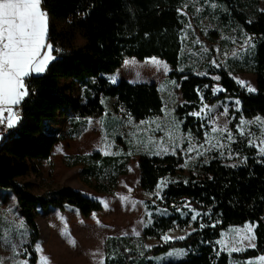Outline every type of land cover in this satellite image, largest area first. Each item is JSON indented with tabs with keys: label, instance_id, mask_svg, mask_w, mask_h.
<instances>
[{
	"label": "trees",
	"instance_id": "1",
	"mask_svg": "<svg viewBox=\"0 0 264 264\" xmlns=\"http://www.w3.org/2000/svg\"><path fill=\"white\" fill-rule=\"evenodd\" d=\"M42 1L56 58L45 72L25 79L29 95L18 107L20 120L0 138V187L11 188L17 197L31 230L30 250L39 236V208L72 204L87 215L103 207L100 200L70 186L34 192L27 182L19 181L27 176L44 178L39 160L50 156L60 137L58 128L48 121L59 114L98 116L105 111L101 95L115 97L138 120L163 113L162 91L156 82L121 79L112 83L104 76L127 57L157 56L171 65L168 77L179 84L182 98L174 107L175 116L181 128L195 136H203L208 128L207 119L196 114L204 101L227 95L239 101V108L231 105L229 109L233 127L240 117L264 116V8H260V0H197L206 7L207 1L215 3L203 14L209 13L223 27L237 25L256 38L247 66L244 58L229 57L227 65L208 63L205 73L191 64L178 68L188 55L183 30L189 17L182 8L195 12L192 0ZM150 70L154 72V68ZM233 71L254 73L256 91L242 87L231 76ZM215 83L223 87L217 94H213ZM77 84L88 90L85 96L76 94ZM233 149L243 157L239 164H229L216 155L191 163L187 169L180 153L141 151L138 164L145 192L155 193L161 179L178 176L155 201L146 200L149 221L143 236L159 241L145 247L129 236H109L105 264H159L154 257L173 248L185 249L184 256L161 264H231V257L244 261L264 253V154L248 133L237 134ZM129 161L95 151L77 156L74 162H81L85 180L91 178L100 190L112 193L119 176L128 172ZM193 216L197 218L193 220ZM248 221L255 224L254 247L231 254L220 250L217 240L222 231ZM174 229L189 230L183 236L163 239ZM30 257V264H37L36 252L32 250Z\"/></svg>",
	"mask_w": 264,
	"mask_h": 264
},
{
	"label": "rangeland",
	"instance_id": "2",
	"mask_svg": "<svg viewBox=\"0 0 264 264\" xmlns=\"http://www.w3.org/2000/svg\"><path fill=\"white\" fill-rule=\"evenodd\" d=\"M192 1L196 5L195 12L192 13L185 7L182 8L189 17V24L183 30L184 48L186 50L185 52H188V55H185L184 52L183 56L185 55V59H182L178 68L184 69L187 64H191L197 72L205 73L208 63L216 66L227 65V58L229 57L238 59L244 58V65L247 66V61H249L256 40L255 35L246 33L237 25L223 27L218 23V20L209 13L203 14L204 10L209 7H214L215 3L205 1L207 4L206 7L202 2H197V0ZM260 8H264V0H260ZM215 30H217V32H215ZM128 60H137L140 62L136 69L141 75H155V73L159 72L152 79H155L162 91L164 111L161 115L154 116L155 119H149L148 122L146 121L149 127L154 126L153 132H156L154 134L157 135V138L154 136L155 140H159V147L154 148V151H158L160 154L169 152L180 153L184 159L182 165L185 169H187L191 163L199 160H208L216 155L222 157L225 162L236 165L243 161V157L233 149V142L236 140L237 134L248 133L251 137V142L259 148L261 153V148H264V144L261 143L264 141V116L259 115L251 118L240 117L237 126L233 127L229 109L231 105L235 108H239V103L237 104V100L233 96L227 95L223 99L213 102L204 101L196 114L207 119L208 128L203 136H195L191 132L184 131L175 116L174 107L178 102L182 101V98L179 91V84L167 78L169 68L165 71L163 65L166 61L157 56L147 57L144 61L135 57H128ZM148 61L153 62L152 65H144V63ZM149 65L150 69L154 68V72H151L148 68ZM213 76L216 78L218 77L217 74ZM231 76L237 81L243 80L251 85V87L257 88L256 75L252 72L233 71L231 72ZM217 88L223 90V87L219 83H215L213 85V94L219 92L216 91ZM244 88L247 89L246 87ZM47 119L48 118H43L42 120L47 122ZM229 136L231 139H229ZM128 171L129 176L127 180L121 181L122 186L119 189V193H124L122 195L129 194L133 197V201L136 198L139 203L145 202V205L146 200L155 201L156 196H160L164 186L170 180L178 177L173 176L161 179L155 193H151L141 189V173L136 158H134L133 162H129ZM42 172L43 177L51 181V186L47 189L66 186L69 183L77 184L75 180L76 174H72L70 171L56 172L52 164L50 168L44 169ZM19 181L22 182L23 179ZM0 188L5 190L3 194H7L8 192L10 196V220L12 228L17 232V235L13 236L9 243L10 245L4 247L0 252V261L3 262V264H19L20 261L25 259L28 260L30 264L32 250L37 254V264H40L39 257L42 255L47 256L49 258L48 264H51L50 256L52 252H56L58 256V260L56 261L59 264H92L88 262L85 257L86 244L75 241V245L69 243L68 248L65 244L50 241L51 228L49 227V219L51 216L38 218L40 240H38L33 245L32 250H30L27 245V243L31 242L30 227L28 223L20 220L19 213H15V210L17 209V211H19L20 208L17 197L11 188ZM104 201L107 205L112 203V200L109 198H105ZM117 207L118 208L115 209L112 206L105 207L107 214L103 217L110 222L113 220H115L116 223L121 222V228H123V230L118 227V230H116L117 233L129 235L114 236H129L130 238H134V243L136 245L145 247H150L159 241L153 237L143 236V228L149 221V218H147L149 210L147 208L140 211L141 209L139 210L134 205L133 212V210L129 211L120 206L119 203H117ZM130 208L133 209L132 206ZM138 210L140 211L139 213H141L140 215ZM68 214L73 219L77 220L78 216H81L82 213L80 214V212L78 213L76 210L75 212H68ZM56 217H60V215ZM62 218H65V215H63ZM249 225L253 226L251 235L254 238L251 240V244L255 245V224L248 221L243 224L232 225L222 231L220 238L217 240L220 250L227 251L225 248L226 245L239 247L243 250L250 247L248 240H243L242 243L240 242L243 237L249 235V233L245 231L246 227ZM188 230L189 229L170 230L163 236V239H165V237L175 238L183 236ZM136 232H139V235H136ZM37 245L43 250L42 252L37 251ZM184 254L185 249L173 248L166 253L157 255L154 257V260L161 264L168 259L183 257ZM261 257H264V253L244 261L231 257L230 261L231 264H264V260L260 259Z\"/></svg>",
	"mask_w": 264,
	"mask_h": 264
},
{
	"label": "crops",
	"instance_id": "3",
	"mask_svg": "<svg viewBox=\"0 0 264 264\" xmlns=\"http://www.w3.org/2000/svg\"><path fill=\"white\" fill-rule=\"evenodd\" d=\"M41 8L47 13L43 1L41 3ZM47 22L49 27L48 14ZM47 43L53 45L48 37V29ZM130 60H128L127 57L118 69L114 72L104 74V76L112 83H116L121 79H127L131 82H156L155 79L152 78L159 72L155 73V75H141L136 69L140 62L137 60ZM166 62H164L163 65H166L167 68H169V74L171 65ZM152 63L153 62L148 61L144 63V65H152ZM167 78L169 79L168 76ZM87 91L88 90L85 89L83 84L76 85V94L85 96ZM101 100L105 105V111L98 116L85 118L73 114H59L54 119L49 120V125L58 128L60 137L52 147L50 156L46 159L39 160L42 171L50 168L52 164L54 165L56 172L70 171V173L76 174L75 180L77 181V184L69 183L66 186L78 189L84 194L102 202V209L93 210L87 215L83 213L81 214L80 210L72 204H66L63 207L49 205L47 207L39 208V214L36 218L38 224L39 217L51 216L49 219V227L51 228L50 241L65 244L68 248L71 240L86 244L85 257L88 262L92 264H101V261L105 264L107 253L106 240L108 236L129 235L117 233L116 230H118V227L121 228L122 226L121 222L116 223L115 220L110 222L103 217L107 214L104 201L105 198L112 200V203L108 206H112L114 209L118 208L117 203L129 211L133 210V212L134 205L139 210L141 209L140 211L146 209V205L145 202L139 203L136 198L133 201V197L129 194L122 195L124 193H119V189L122 186L121 181L127 180L129 171L121 174L116 189L112 193H107L100 190L94 181L91 182V178L85 180L82 177V164L81 162H74L75 158L82 154L99 151L104 155H114L126 159L129 158V162H133L134 158L139 161V153L141 151L158 153V151H154V148L159 147V140H155L157 135L154 133L156 132H153L154 126L149 127L146 123V121L148 122L149 119H155V117L138 120L135 119L115 97L101 95ZM5 115H7V113H5ZM81 128V132L76 134L75 132ZM23 182H27L30 189L34 192H43L51 186L50 179H35L34 176H27L23 179ZM141 189L143 190L142 187ZM4 191L5 190L0 188V252L4 247H8L13 236L17 235L16 230L12 228L10 220V196L8 192L7 194H3ZM131 206L133 209L130 208ZM76 210L81 214V216L78 214L79 216L77 220L73 219L68 214V212H75ZM139 210L138 213L140 212ZM15 213H19L20 220L26 222V218L21 211V208H19V211L16 209ZM140 214L141 213H139V215ZM57 215H60V217H56ZM63 215H65V218H62ZM15 217L18 218L17 216ZM121 229L123 230V228ZM38 240H40V229L39 236L35 243ZM56 260H58V256L56 252H52L50 263L57 264L58 262Z\"/></svg>",
	"mask_w": 264,
	"mask_h": 264
},
{
	"label": "snow or ice",
	"instance_id": "4",
	"mask_svg": "<svg viewBox=\"0 0 264 264\" xmlns=\"http://www.w3.org/2000/svg\"><path fill=\"white\" fill-rule=\"evenodd\" d=\"M41 3L42 0H0V125L6 124L8 129L18 124L20 120L18 107L29 95L25 79L33 73L45 72L49 63L56 58L53 55V45L47 43V13L42 10ZM55 51L59 50L55 49ZM164 70L167 71L166 65ZM238 83L246 87L249 92L256 91L243 80H239ZM220 90L216 89V91ZM261 143L264 144V141ZM261 153L264 154V148H261ZM107 206L105 203L106 208ZM196 218V216L192 217L193 220ZM245 231L249 235L243 237L240 242L248 240L249 246L254 247L251 244L254 238L251 235L253 226H247ZM135 234L139 235V232ZM165 239L171 238L165 237ZM70 242L73 245L76 243L74 240ZM225 248L229 253L243 250L228 245ZM37 251H43L39 245ZM260 259L264 260V257ZM39 260L40 264H48L49 258L42 255ZM19 264H29V262L25 259Z\"/></svg>",
	"mask_w": 264,
	"mask_h": 264
},
{
	"label": "built area",
	"instance_id": "5",
	"mask_svg": "<svg viewBox=\"0 0 264 264\" xmlns=\"http://www.w3.org/2000/svg\"><path fill=\"white\" fill-rule=\"evenodd\" d=\"M18 114L20 115V108H18ZM8 128L6 127V124L0 125V138L5 136L8 133Z\"/></svg>",
	"mask_w": 264,
	"mask_h": 264
},
{
	"label": "bare ground",
	"instance_id": "6",
	"mask_svg": "<svg viewBox=\"0 0 264 264\" xmlns=\"http://www.w3.org/2000/svg\"><path fill=\"white\" fill-rule=\"evenodd\" d=\"M20 115H21V111H20Z\"/></svg>",
	"mask_w": 264,
	"mask_h": 264
}]
</instances>
